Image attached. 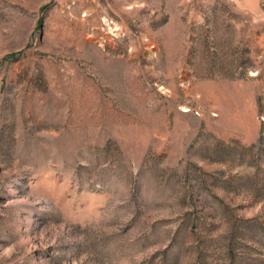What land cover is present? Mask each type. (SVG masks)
Masks as SVG:
<instances>
[{
  "label": "rangeland",
  "instance_id": "obj_1",
  "mask_svg": "<svg viewBox=\"0 0 264 264\" xmlns=\"http://www.w3.org/2000/svg\"><path fill=\"white\" fill-rule=\"evenodd\" d=\"M0 264H264V0H0Z\"/></svg>",
  "mask_w": 264,
  "mask_h": 264
}]
</instances>
